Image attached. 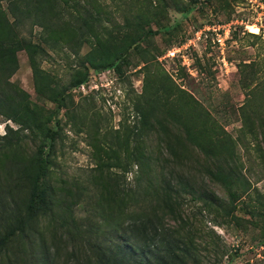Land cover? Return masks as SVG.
Wrapping results in <instances>:
<instances>
[{"label":"rangeland","instance_id":"obj_1","mask_svg":"<svg viewBox=\"0 0 264 264\" xmlns=\"http://www.w3.org/2000/svg\"><path fill=\"white\" fill-rule=\"evenodd\" d=\"M69 7L71 13L79 11L86 16L84 18L93 17L90 23L99 38H92V44L84 45L77 55L68 50V45L57 44L54 50L46 48L47 55L43 57L41 68L52 74L60 85H67L72 76L83 72L79 63L92 47L98 46L99 41L109 48L115 45L122 51L124 42L136 38L138 45V37L145 36L141 46L146 49L145 58L149 61L142 64L140 58L143 55L132 50L122 58L119 70L110 69L92 75L86 84L73 90L70 107L59 113L60 131L50 154L53 160L51 182L57 186V181H76L88 188L87 194L81 195L84 198L80 205L72 207L84 230L89 228V220L94 226L100 223L89 206V198L94 201L98 193L92 180L97 162L93 144L101 142L100 145L105 147L103 144L114 143L115 138L122 141L126 138L124 135L134 130L140 120L136 107L139 102L143 103L141 95L145 93V79H148L149 83H161L177 94L178 101L172 109L179 111L180 122L188 119V124L199 130L206 126L201 132L210 153L216 146L219 149L230 145L234 149L237 160L234 171L246 183V190L235 188L236 198L233 205H229L228 193L209 175L219 165L212 154L192 149L187 144L184 159L177 162L165 152L159 130L147 140L142 139L155 149L152 159L155 157L158 165L168 161L166 172H171L175 179L182 175L200 190L199 193L205 190L214 192L228 208L226 214L188 194L179 199L181 207L175 217L165 221L169 229L181 235L183 243L190 246L188 264H264L260 224L250 215L253 207H264V162L257 154V141L247 134L244 137L239 130L242 109L244 112L264 111V108L260 110L258 99L256 105L253 99L248 101L249 89L240 85L244 65H250L244 75L252 80L251 87L264 78V0H167L165 3L161 0H73ZM147 11L150 14L148 24H144L142 30L128 23L137 13ZM39 32L34 29L33 41H38ZM216 35L224 39V49L215 45ZM17 56L19 70L11 82L30 96L32 104L42 107L43 114L51 113L55 105L34 91L26 54L20 52ZM165 103L171 108L169 102ZM159 119L165 125L176 121L166 114ZM175 124L171 128H176ZM212 124L215 133L209 130ZM6 126L17 128L0 116V136L4 135ZM177 135L184 139L182 131L179 130ZM133 138L129 140L131 147ZM39 144V139L28 135L20 144L19 153L30 156ZM46 152L50 151L46 149ZM137 172L134 166L125 176V187L134 190ZM2 175L0 172V177ZM140 186L144 192V184ZM156 188L153 185L148 193ZM256 191L262 197V205L256 202ZM151 201L153 206L157 205V199ZM120 211L126 212L114 208L110 212L111 218L121 222L124 216ZM104 217L105 214L101 220ZM50 221L49 218L41 219L39 232L53 258L51 264H86L83 247L76 241L65 244L60 241L58 237L63 231L57 222ZM34 246L32 252L38 255V246ZM24 248L23 252L18 251L20 255L29 254L30 246ZM0 264H8L7 257L1 258Z\"/></svg>","mask_w":264,"mask_h":264},{"label":"trees","instance_id":"obj_2","mask_svg":"<svg viewBox=\"0 0 264 264\" xmlns=\"http://www.w3.org/2000/svg\"><path fill=\"white\" fill-rule=\"evenodd\" d=\"M72 1L0 0V116L17 126L16 129L6 126L4 135L0 136V172L3 173L0 177V259L7 257L8 264H51L53 258L48 253L45 238L39 232L41 219L49 218L57 222L58 228L63 231L58 237L60 241L64 244L76 241L83 247L86 264H188L190 246H186L181 235L170 230L165 221L175 217L177 209L181 207L179 199L188 194L192 199L203 200L226 214L229 213L228 208L222 205L223 201L214 192L205 190L199 193L200 190L184 180L182 175L175 179L171 172H166L168 161L164 160V165H158L156 158L152 159L155 149L143 140L159 133V130L165 152L177 162L184 159L189 147L187 144L192 149L212 154L211 157L219 165L209 175L226 190L229 205H233L236 198L235 188L246 190V183L234 171L237 160L230 145L219 149L216 146L210 153L201 132L206 130V126L199 130L190 126L188 119L180 122L179 111L177 108L173 111L178 96L170 88L158 82L149 83L145 79V93L141 95L143 103L139 102L136 107L140 115L138 125L129 131L130 134L124 135L126 138L122 141L115 138L116 142L103 144L105 147L100 145L101 142L93 144L97 162L92 180L98 193L94 201L89 198V206L100 219L98 226L92 225L89 220V228L85 231L72 211L73 206L80 205L84 198L81 195L87 194L88 188L76 181L55 182L59 183V187L51 182L53 160L50 154L60 131L58 116L62 109H68L73 102V90L86 84L92 75L110 69L119 70L122 58H126L132 50L143 55L140 58L142 64L149 62L145 58L147 51L141 46L146 40L145 36L138 37V45L136 38L124 42L122 51L115 45L109 48L99 41L98 46L92 47L79 63L83 72L72 76L67 85H60L52 74L41 68L43 57L47 55L46 48L54 50L57 44L68 45V50L77 55L92 38H99L90 23L92 16L84 18L86 16L79 11H69ZM165 1L161 0L163 3ZM149 15L148 11L139 12L128 23L142 30L144 24H148ZM36 28L41 31L37 42L32 37ZM20 52L27 56L35 93L55 105V110L49 114H43V108L32 104L30 96L11 82L19 70L17 55ZM249 67L244 65L245 69L241 70L240 85L243 89H249L248 101L253 99L256 105L259 100L261 110L264 108V97L261 96L264 95V78L251 87L252 80L244 75ZM162 99L169 102L171 108ZM244 110L239 130L244 137L247 134L257 141V154L264 162V111ZM165 114L176 118V128H171L175 122L165 125L160 121L159 116ZM179 130L183 132L184 139L177 135ZM209 130L215 133L213 124ZM28 135L39 139L40 144L32 155L25 156L19 153L20 144ZM132 137L131 147L129 140ZM46 149L50 152L45 153ZM134 166L138 172L132 190L129 186L125 187L124 181ZM141 184L145 186L144 192ZM153 185L157 187L156 190L148 193ZM256 192V202L262 205V197ZM67 199L70 200L65 202ZM151 199H157V205L153 206ZM114 208L126 210L125 213L120 211V215L124 216L121 222L111 218L110 212ZM103 210L105 212L100 214ZM250 215L259 222L261 240L264 241L263 205L262 208L253 207ZM25 245L30 246L29 254L20 255ZM34 245L38 246V255L32 252Z\"/></svg>","mask_w":264,"mask_h":264},{"label":"built area","instance_id":"obj_3","mask_svg":"<svg viewBox=\"0 0 264 264\" xmlns=\"http://www.w3.org/2000/svg\"><path fill=\"white\" fill-rule=\"evenodd\" d=\"M214 43H215V45H218L219 48H223L225 41H224V39H222V37H220L219 35H216V39H215Z\"/></svg>","mask_w":264,"mask_h":264}]
</instances>
